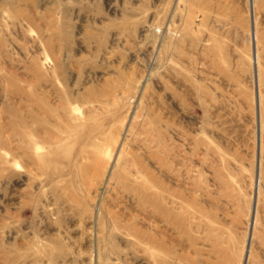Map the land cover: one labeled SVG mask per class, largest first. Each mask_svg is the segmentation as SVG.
<instances>
[{
  "label": "rangeland",
  "instance_id": "obj_1",
  "mask_svg": "<svg viewBox=\"0 0 264 264\" xmlns=\"http://www.w3.org/2000/svg\"><path fill=\"white\" fill-rule=\"evenodd\" d=\"M0 264H264V0H0Z\"/></svg>",
  "mask_w": 264,
  "mask_h": 264
}]
</instances>
